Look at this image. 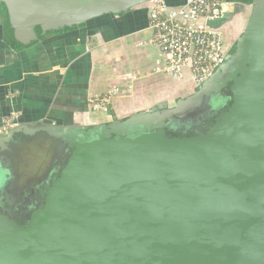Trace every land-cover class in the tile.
Here are the masks:
<instances>
[{
	"label": "water",
	"instance_id": "water-1",
	"mask_svg": "<svg viewBox=\"0 0 264 264\" xmlns=\"http://www.w3.org/2000/svg\"><path fill=\"white\" fill-rule=\"evenodd\" d=\"M153 1L3 0L22 45ZM229 82L231 105L198 135L172 138L165 121L203 92L80 133L30 223L0 213V264H264V0ZM68 129L19 125L8 138Z\"/></svg>",
	"mask_w": 264,
	"mask_h": 264
},
{
	"label": "crops",
	"instance_id": "crops-1",
	"mask_svg": "<svg viewBox=\"0 0 264 264\" xmlns=\"http://www.w3.org/2000/svg\"><path fill=\"white\" fill-rule=\"evenodd\" d=\"M163 1L178 8L186 0ZM227 1L228 14L240 5L247 6V13L238 12L226 28L237 20L243 25L248 0ZM151 6L152 2L124 14H106L74 30L52 31L28 48L10 39L0 25V124L11 117L18 126L92 127L145 110L154 90L162 95L171 91L169 82L190 89L185 82L155 72L159 53L148 27ZM216 25L225 28L222 22ZM130 81L134 88L138 81L142 89L130 94ZM113 88L120 93L109 113L93 112L89 98Z\"/></svg>",
	"mask_w": 264,
	"mask_h": 264
},
{
	"label": "flooded vegetation",
	"instance_id": "flooded-vegetation-1",
	"mask_svg": "<svg viewBox=\"0 0 264 264\" xmlns=\"http://www.w3.org/2000/svg\"><path fill=\"white\" fill-rule=\"evenodd\" d=\"M246 7L235 6L230 18L222 21L225 28L221 30L229 47L227 58L206 86L201 90L193 89V93L186 98L199 92H203V95L165 121V128L170 137H191L207 131L214 120L231 105L229 76L235 70L236 52L243 32L236 34L233 28L226 27L236 20L238 12L246 14ZM0 25L7 28L9 38L15 40L11 35L9 9L3 0H0ZM51 32H47L43 37H47ZM177 102L178 100L167 104L158 111L177 109ZM59 127H67L69 131H62L61 136H50L45 131L35 130L8 138L11 129L5 135H0V213L24 227L30 223L32 214L44 202L52 180L67 163L72 153L70 143L78 138L80 133H87L70 129L71 126Z\"/></svg>",
	"mask_w": 264,
	"mask_h": 264
},
{
	"label": "built area",
	"instance_id": "built-area-1",
	"mask_svg": "<svg viewBox=\"0 0 264 264\" xmlns=\"http://www.w3.org/2000/svg\"><path fill=\"white\" fill-rule=\"evenodd\" d=\"M230 3L227 0H186L172 8L163 0L152 2L148 27L151 43L158 50L155 72L185 82L196 89L225 62L228 42L216 24L224 20ZM119 89L89 98L93 112L108 114ZM14 129L16 120L6 117L0 129ZM3 128V129H4Z\"/></svg>",
	"mask_w": 264,
	"mask_h": 264
},
{
	"label": "rangeland",
	"instance_id": "rangeland-1",
	"mask_svg": "<svg viewBox=\"0 0 264 264\" xmlns=\"http://www.w3.org/2000/svg\"><path fill=\"white\" fill-rule=\"evenodd\" d=\"M252 6V0H250V2L248 3V8H249V15L251 13V7ZM247 14V17L245 15V18L243 19V25L240 23V20L235 23V25L233 24L232 26H228V28H234V31L236 32V34H240L244 31V28L246 26L247 20L249 15ZM131 82V83H130ZM130 85H129V91L131 90H135V89H142V86L136 84L138 81H136L135 83V88L133 87V81H130ZM141 84V83H140ZM169 88H172L170 92L166 93V94H161L158 93L157 91L151 94L152 95V101L150 102V105L145 106L143 109V111H150L153 107L157 106L158 104L161 103H167V104H173L175 101L186 98L187 96H189L190 94L193 93V90L190 88H186L185 89H179L177 87L176 84H172L171 82H169ZM133 90V91H134ZM133 91L129 92L130 94L133 93ZM131 113H138L137 110H132L130 111ZM17 123V122H16ZM20 124V123H17ZM4 128V127H3ZM1 128L0 129V135H5L7 132L10 131V127H5L4 129Z\"/></svg>",
	"mask_w": 264,
	"mask_h": 264
},
{
	"label": "trees",
	"instance_id": "trees-1",
	"mask_svg": "<svg viewBox=\"0 0 264 264\" xmlns=\"http://www.w3.org/2000/svg\"><path fill=\"white\" fill-rule=\"evenodd\" d=\"M122 14H124V13H122ZM83 26H84V24H83V25H80V26H74V27H71V28H66V29H64V30H66V31L74 30V29H77V28H79V27H83ZM60 32H61V31H60ZM51 33H53V32H51ZM51 33H50V34H51ZM43 38H45V37L40 36V38H39L37 41H33V42H31L30 44H28V45H22V48H28V47L34 45L35 43H37L39 40H41V39H43ZM91 129H92V127H85V128H83V130L86 131V132L90 131Z\"/></svg>",
	"mask_w": 264,
	"mask_h": 264
}]
</instances>
